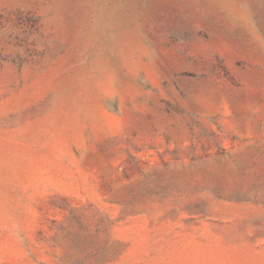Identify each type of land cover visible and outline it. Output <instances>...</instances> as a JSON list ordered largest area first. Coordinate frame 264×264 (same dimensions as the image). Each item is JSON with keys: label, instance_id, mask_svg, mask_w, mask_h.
Segmentation results:
<instances>
[{"label": "rangeland", "instance_id": "1", "mask_svg": "<svg viewBox=\"0 0 264 264\" xmlns=\"http://www.w3.org/2000/svg\"><path fill=\"white\" fill-rule=\"evenodd\" d=\"M0 264H264V0H0Z\"/></svg>", "mask_w": 264, "mask_h": 264}]
</instances>
